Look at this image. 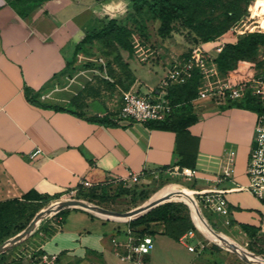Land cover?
<instances>
[{"label": "crops", "instance_id": "obj_1", "mask_svg": "<svg viewBox=\"0 0 264 264\" xmlns=\"http://www.w3.org/2000/svg\"><path fill=\"white\" fill-rule=\"evenodd\" d=\"M131 8V0H46L23 17L0 0V207L17 208V200L26 208L13 227L33 212L28 206L44 196L74 192L82 181L101 186L182 168L222 193L235 226H258L263 206L246 188L253 110L215 104L196 113L197 120L179 133L119 122L123 87L116 85L113 97L106 95L98 76L103 70L77 66L81 52L76 48L85 34ZM103 116L114 123L89 120ZM94 213L72 208L50 219L31 247L34 254L55 255L53 264H118L113 256L119 258L137 232ZM150 231L160 235L164 249L177 244L165 229ZM221 233L224 242L250 252ZM155 244L148 264L160 259L162 244L157 242V250ZM26 251L7 264H31L23 257Z\"/></svg>", "mask_w": 264, "mask_h": 264}, {"label": "rangeland", "instance_id": "obj_2", "mask_svg": "<svg viewBox=\"0 0 264 264\" xmlns=\"http://www.w3.org/2000/svg\"><path fill=\"white\" fill-rule=\"evenodd\" d=\"M187 2L186 13L193 18L203 21L196 29H188L181 18H175L171 22V31L165 37L157 33L159 21L151 15L145 7L130 9L122 17L116 19L119 26L125 31H112L104 36L95 38L90 42H80L76 48L81 53L77 56V66L80 68H92L99 66L106 68L109 79L98 75L101 87L106 95L115 94L113 90L116 85L123 87V91L138 90L147 92L149 89L158 86L165 76V73L175 61H179L185 54L203 44L210 54L214 55L213 47L218 42L223 46H231L238 42L239 37L234 28L239 29L240 20H245L249 15L250 5L253 20L245 24H259L264 29V0H183ZM239 18L237 21H234ZM239 22V23H238ZM100 27V26H99ZM98 27V28H99ZM250 29L253 27L250 26ZM264 32V31H247ZM210 38L209 42H205ZM252 40V39H251ZM250 40V41H251ZM128 42L124 47L122 42ZM230 57L226 60L225 73L237 83L250 79L256 71L264 65V44H257L256 47L246 53L235 52L227 47ZM103 60L104 64L100 61ZM227 77V76H226ZM231 80V79H230ZM190 79L186 82L188 83ZM182 84H171L168 88V95L172 93L175 101L172 102V117L203 113L217 105L230 104L232 101L220 96H212L210 100H192L198 96V87L189 84L186 88H180ZM182 89V90H181ZM194 93V98L187 99L181 91ZM112 91V93H111ZM183 91V92H184ZM170 92V93H169ZM185 96V97H184ZM177 97V98H176ZM213 105V106H212ZM189 191V198L194 207L183 201H166L149 209L141 218L135 221L116 220L134 231L157 232L159 229H168L179 236L186 230L197 229V238L189 239L187 244L196 246L199 239L204 248L192 252L180 241L170 247L163 244L160 235H152L153 243L162 244L160 248V259L156 264H247L234 251H229L214 240L207 239L210 235L197 216L199 211L207 222L215 229L213 232H223L232 237L236 242L244 245L250 252L264 258V235L258 232V226L254 229L244 231L235 226L229 216V210L223 214L221 199L214 190L208 189L201 181H196L189 175L182 173V168H173L164 172H156L143 179H129V181H116L101 185L96 190L94 198H83L78 190L69 192L58 198L81 199L91 202L101 208L115 212L132 211L141 208L159 198L172 196L175 193H186ZM222 198H224L222 196ZM55 199H47L36 203V206H28L33 212L20 224L26 227L39 208ZM60 201H66L61 199ZM58 202V201H56ZM40 206V207H39ZM39 207L37 210H35ZM71 207L63 208L53 216H47L40 220L35 230L22 242L0 253V264L15 262L18 254L35 247L40 239V231L47 225L50 219L60 218ZM25 207L5 208V215H0V245L3 241L22 231L18 225L13 226L19 215H23ZM94 214V213H93ZM97 216L96 214H94ZM12 227V228H11ZM153 228V229H151ZM202 229V232L199 231ZM22 229V230H21ZM153 249L150 250V252ZM149 252V253H150ZM148 253V254H149ZM254 261V259L248 258ZM113 262L118 264H132L129 261H122L113 256ZM28 264V263H27ZM147 263V256L146 262Z\"/></svg>", "mask_w": 264, "mask_h": 264}, {"label": "built area", "instance_id": "obj_3", "mask_svg": "<svg viewBox=\"0 0 264 264\" xmlns=\"http://www.w3.org/2000/svg\"><path fill=\"white\" fill-rule=\"evenodd\" d=\"M250 5L248 6V17L243 24H238L239 29L234 28L236 35L240 36L247 31H264L259 24H245L253 20ZM238 22V23H239ZM254 22V20L252 21ZM253 28L250 29L249 27ZM223 42H218L213 47L214 55L210 54V50L206 49L203 44L192 48L187 52V56L179 61L173 62L160 81L158 86L149 89L143 93L138 90H128L123 93L122 105L117 113V121H124L129 124L138 122L145 124L148 122H161L168 119L172 114V103L168 95V88L171 84H184L195 74L198 75V96L192 101L208 99L212 96H220L238 101L244 97L250 96L254 99L256 109V122L254 125L252 142L249 157L246 166V175L248 178L247 190L260 200L263 206V213L258 222V232L264 235V65L259 68L256 73L247 80L237 83H231L226 76H222L218 71L214 60L216 54L221 51ZM100 61L104 64L103 60ZM103 76L109 79L106 68L103 69ZM36 150L35 153H37ZM229 161V157L227 158ZM153 175L156 172H149ZM185 175H192L190 169H183ZM148 173L134 175L131 179H143ZM83 188L91 185L87 181L80 182ZM213 190V189H210ZM221 199L219 209L223 214L227 213V204L222 193L214 190ZM73 192V191H71ZM59 227V225H58ZM197 229H190L179 237V241L185 244L189 251L201 250L204 248L203 243L197 239L196 246L187 244L189 239L197 238ZM153 247L152 235L148 233L135 234L129 239L125 245V250L119 255L120 260L129 261L132 264H145L146 256ZM37 250L28 249L23 255L31 264H53L56 256L51 254H34Z\"/></svg>", "mask_w": 264, "mask_h": 264}, {"label": "trees", "instance_id": "obj_4", "mask_svg": "<svg viewBox=\"0 0 264 264\" xmlns=\"http://www.w3.org/2000/svg\"><path fill=\"white\" fill-rule=\"evenodd\" d=\"M45 1L46 0H7V2L11 6H13L14 8L17 9V12L19 13V15H21L23 17H25L31 10H33L37 6H40ZM131 4H132V9H139V8L145 7L146 10L151 15H153V17L155 19H157L159 21V24L157 27V33L160 37H165L169 34V32L171 31V27H172L171 22L173 21V19H175L177 17L181 18L183 20V22L185 23V26L188 29L194 30L200 24L203 23V21L195 19L190 14L186 13L187 2L183 1V0H131ZM238 19L239 18H236L234 21H237ZM112 29L117 30L118 32L119 31H125V29L122 26L118 25V22L116 19H109L106 23L102 24L99 28H94V29L90 30L89 32H87L85 34V36L81 39L80 42H90L91 40H93L95 38H98V37H101V36H104V35L110 33L112 31ZM238 37H239L238 42H236L235 44H233L231 46H227V47H231L233 50H235V52H238V53H246L248 51H251L256 47V45L258 43L264 44V32H253V33L246 32V33H244ZM210 40H211L210 38H206L204 41L209 42ZM79 43L77 44V47L79 46ZM122 44L124 45V47H128V45H129L127 41L122 42ZM227 47L223 46L221 51L216 54L214 60L216 62V65H217V68H218V71L220 72V74L222 76H227L229 81L234 82L235 80H232V78L225 73V71H226L225 69L227 66L226 60L230 57V53L228 52ZM185 56H187V53L185 54ZM198 83H199V78H198V75L195 74L190 79V81L188 83H184V84L180 85V88H186L189 84H191L193 87H195V86L197 87ZM183 91H181V94H184L187 97V99H192L195 97L194 93L190 92L191 90L188 91V93H189L188 95L185 94L186 91H184V92ZM169 98L171 100V103L173 101H175V98L172 96V93H171V95L169 94ZM37 105H40V104L37 103ZM228 105H235V106L250 109L253 111L256 109V104L254 102V99L250 96L244 97L243 99L238 100V101H232ZM48 107H51L55 110L71 111L68 108H62L59 106H48ZM89 120L97 122V123H101V124H107V125L114 123V121L111 120L107 116L93 117V118H89ZM196 120H197L196 114H190V115H183L182 114L178 117L170 116L168 119H166L165 121H161V122H148V123H146V125L148 127H161V128L171 129V130L179 133V132H185L186 127L189 126L191 123H194ZM168 167L169 166L165 167L164 170L167 169ZM171 169H173V168H171ZM150 175L151 174L148 173L146 176L148 177ZM99 187L100 186H98V185L97 186H90L88 188H83L82 186H80V187H78L77 190L82 195L83 198L91 199V198L95 197V195H96L95 192H96L97 188H99ZM57 197H59V196H44L43 198L45 200H47V199H56ZM13 202L18 204L17 208H20L22 206L21 201L13 200ZM8 207H9V205L4 206V207L1 206L0 207V215H5L4 209L8 208ZM39 207H37L36 210ZM10 208H12V207H10ZM143 215L139 216L138 218H136L134 220H130V222L141 218ZM207 223H208L210 229L212 231H215V229L209 224V222H207ZM24 225H25V223L19 224L18 227L23 228ZM239 225H240V228L243 229L244 231L255 228L254 226L244 224V223H241ZM194 229H196V228H194ZM186 231H188V230H186ZM186 231H184L183 233H185ZM165 232L174 236L178 241H179V237L183 234V233H181L179 236H177L175 233L171 232L168 229H165ZM137 233H139V234H144V233L151 234L152 232L151 231H147V232L137 231ZM219 238H221V237H219Z\"/></svg>", "mask_w": 264, "mask_h": 264}, {"label": "bare ground", "instance_id": "obj_5", "mask_svg": "<svg viewBox=\"0 0 264 264\" xmlns=\"http://www.w3.org/2000/svg\"><path fill=\"white\" fill-rule=\"evenodd\" d=\"M186 192H187V191H186ZM166 201H183V202L190 203V204L194 207L193 202H192V200L189 198V195H188V194H186V193H175V194L172 195V196H168V197H164V198H159V199H157V200H155V201H153V202H151V203L145 204V205H144L143 207H141V208H136V209H134V210H132V211H129V212H127V215H130V214L133 213V212H136V211H138V210H141L142 208H144V207H146V206H149V205H153V206H155V205L162 204L163 202H166ZM68 207H69V201H58V202H53V203H52V204L46 209V211L44 212L43 218H44V217H47V216H50V217H51V216H53L54 214H56L57 212H59L60 210H62L63 208H68ZM90 208H91V210H93L94 212H98V213H100V214H102V215H104V216H106V217L109 216L110 218H113V219L123 220V218H117V217H115V216H112L110 213H108V211L103 210V209H101V208H98V207H90ZM197 212H198V213H197V216H198V218H199L200 223L203 225V227H204L207 231H209V234H210V235L207 236V239H208V240H210V241H212V242H213V240H214L217 244H219V245L225 247L226 249H229V250H232V251H235V250H236V251H237L238 253H240L241 255H243V256L246 255L245 257L248 256L249 258L254 259V261L257 262V263H259V262H264V258H263V257H261V256H259V255H257V254H255V253H252V252H247V251H245V250H241V249H239V248H237V247H235V246H231V245H229L228 243H226V242H224L223 240H221L219 237H222V238H223V234H222L221 232H213V231L210 229V227H209L208 223L206 222L205 218L202 216V214H201L199 211H197ZM47 218H48V217H47ZM38 221H39L38 218H36L33 226H36V225L38 224ZM26 229H27V227L24 228L22 231H20L18 234H16V235L10 237L8 240L10 241V240H13V239H16V238L20 237V236L25 232ZM199 231L202 232V229L199 228Z\"/></svg>", "mask_w": 264, "mask_h": 264}, {"label": "water", "instance_id": "obj_6", "mask_svg": "<svg viewBox=\"0 0 264 264\" xmlns=\"http://www.w3.org/2000/svg\"><path fill=\"white\" fill-rule=\"evenodd\" d=\"M61 199H66V201H69V207H71V208H76V209L84 210V211L91 212V213H94V212H93V210H91L90 207L101 208V207H99V206H97L91 202H87V201H84L81 199L58 198V199H55L53 201H50V202L46 203L45 205H43L41 208H39V210H37V212L34 214V216L31 218V220L27 224V229L25 230V232L20 237L13 239V240H10V241L6 239L5 241L2 242V244L0 245V253L6 251L7 249H9L13 246H16L17 244L22 242L25 238H27V236L30 235L35 230L36 226L38 225L37 224L36 226H33L35 219L38 218V220H39L38 223H39L40 220L43 218V215H44V212L46 211V209L53 202L60 201ZM152 207H153V205L146 206V207L142 208L141 210H138L136 212L131 213L130 215H127L128 211H126V212H115V211L106 210L104 208H101V209L108 211V213H110L112 216H115L117 218H123V221H130V220H134V219L138 218L139 216L145 214ZM105 218H110V217L107 216ZM234 252L247 264H264V262H259V263L253 262V261L249 260L247 257L238 253L236 250Z\"/></svg>", "mask_w": 264, "mask_h": 264}]
</instances>
